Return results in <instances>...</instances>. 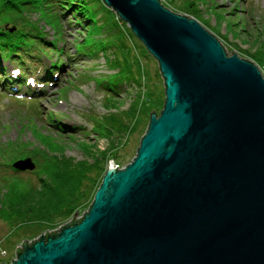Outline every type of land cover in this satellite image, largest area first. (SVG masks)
<instances>
[{
	"label": "water",
	"instance_id": "obj_1",
	"mask_svg": "<svg viewBox=\"0 0 264 264\" xmlns=\"http://www.w3.org/2000/svg\"><path fill=\"white\" fill-rule=\"evenodd\" d=\"M102 2L156 61L162 109L82 217L23 241L11 264H264L262 71L160 0Z\"/></svg>",
	"mask_w": 264,
	"mask_h": 264
},
{
	"label": "rangeland",
	"instance_id": "obj_2",
	"mask_svg": "<svg viewBox=\"0 0 264 264\" xmlns=\"http://www.w3.org/2000/svg\"><path fill=\"white\" fill-rule=\"evenodd\" d=\"M182 1L184 0L175 1L176 5L172 0L160 2L172 13L194 18L179 7ZM192 1L195 2L199 13V18L194 19L220 42L227 54L234 53L254 63L246 51H253L256 46H264V0ZM101 11L103 19L96 24L100 27L95 28L92 24L85 25L90 28V33L85 37V42H82L84 35L87 34L84 25H75L72 17L63 20L58 11L47 13V10H42L43 22L41 21L39 26L43 28L46 41H55L57 50L41 48L37 54L33 53V58L27 57L22 52L24 66L18 64L20 59H12L17 62L14 63L0 57V164H4L7 160V156L2 157L3 153L12 151L16 155L18 149L19 151L35 150L39 156L42 152L48 155L62 154L75 161L85 159L90 162L91 159L88 156L106 149L112 139L116 148L121 147L123 136L127 134L126 128H122L124 130L120 134L114 133L109 138L99 134L105 127L103 117L108 114L119 115L127 127L133 121L128 114H119L120 111H125L133 101L135 90L131 87V80L123 78L121 74L112 79L107 76L116 72L110 69V59L113 55L108 49L111 48L108 46L109 41L123 42L131 50L129 59L134 61L136 58L139 62L138 70H135V66L131 70L132 77H145L147 88L155 90L150 93L152 97L146 95L143 104L139 106L141 114L144 110L149 111V104L154 110L157 109L156 106L160 109L150 112L160 113L164 93L162 80L160 77L155 78V71L158 70L156 61L141 50L137 39L131 36L126 24L115 21L109 13ZM29 14L31 21L38 19L37 14ZM82 50L87 56L76 55L77 51L80 53ZM33 51L36 52V48ZM117 57H119L118 53ZM61 64L64 65L63 69L53 70L57 78L51 79V86H40L42 81L39 79L43 77L47 68L50 66L57 68ZM22 67L28 68L23 79L34 78L37 85L34 83L29 85L31 88L34 86L32 89L36 90L40 87L43 91L40 95H24L23 91L26 92L29 86L27 84L22 87V93L19 96L2 92L3 80L15 68ZM125 74L128 75L127 72ZM102 79L117 83L116 90L120 92L117 99L122 101L120 105L107 108V100H104L107 95L95 85ZM110 94L112 96H107V99L114 102L116 98L112 93ZM141 114L140 119L144 122ZM57 124L60 128L56 127ZM62 129L63 132L60 131ZM140 136L141 133H136L131 140L129 139L128 145L124 148L125 152L123 148L119 149V160L113 161L115 166L123 168L133 159ZM24 159L26 158L19 160ZM16 161L18 160L14 162ZM7 233V226L0 222V246L6 252V256L0 254V264L10 261V255L14 254V251L9 253L3 247V240ZM44 233H40L34 239ZM24 240H32L31 235Z\"/></svg>",
	"mask_w": 264,
	"mask_h": 264
},
{
	"label": "trees",
	"instance_id": "obj_3",
	"mask_svg": "<svg viewBox=\"0 0 264 264\" xmlns=\"http://www.w3.org/2000/svg\"><path fill=\"white\" fill-rule=\"evenodd\" d=\"M172 1L176 5L175 1L177 0ZM102 3V0H0V57L14 63L17 62L12 59H20L18 64L24 65L25 62L21 56L23 53L27 57L33 58V53L37 54L41 48L57 50L58 46L55 41H46L45 34L42 31L43 28L39 26L41 21L43 22L42 10H47V13L58 11L63 20L72 17L75 20V25H84L87 34L84 35L82 42H85V37L89 36L90 33V28L87 26L92 24L93 27L97 28L99 25L96 24L103 19L101 10L109 13L115 21H121L115 13L105 8ZM179 7L192 17L199 18L194 1L184 0ZM29 13L37 14L38 19L31 21L28 17ZM67 14L69 15L67 16ZM122 23L125 25L124 22ZM11 29L13 30L10 31ZM129 33L134 37L130 30ZM137 42L141 50L150 56L143 45L138 40ZM115 44L118 45L117 48ZM108 46H111V48H106L110 49L113 55L110 59V69L116 72L107 76L112 79L121 74L123 78L131 80V87L135 90L132 103L125 111L119 113L128 114L133 119L131 125L127 127L119 115L108 114L103 117L105 124L102 123L105 127L99 133L101 136L109 138L114 133L120 134L124 130L122 128H126L127 134L123 136L124 140L121 141V147L116 148L113 139H109L110 144L106 149L88 156L91 159L90 162L85 159L75 161L73 158L62 154L48 155L42 152L43 155L39 156L35 150L25 151L22 149L24 151H19L18 149L16 155L12 151H6V154L3 153L2 157L6 158L7 156V160L4 164H0V222L8 228V233L3 240V247L9 253H13L16 246L25 241L24 239L27 236L31 235L34 239L42 232L52 231L63 225L77 212L79 214L86 212L101 183L108 162L111 160L118 162L119 149L123 148V152H125L124 148L128 145L129 139L131 140L136 133H141V139L148 126L149 116L152 113L150 111L160 110L158 106L154 110L149 104V111L148 109L144 110L141 114L139 106L141 107V104H143L146 95L151 98L150 93L155 90L147 88L145 77H132L131 70L135 66L137 71L139 62L136 58L134 61L129 59L131 50L123 42L109 41ZM34 48H36V52L33 51ZM246 52L249 58L260 67L264 76V46H256L253 51L247 50ZM117 53L119 57H117ZM76 55L79 57L87 56L83 50L80 53L77 51ZM53 67L47 68L42 80L53 78L55 76V74L52 76L53 70H61L64 65L61 64L57 68ZM20 70L23 74L28 72V68H20ZM126 72L128 75L125 74ZM155 75V78L160 77L158 70L155 71ZM21 82L24 83L22 78L12 79L8 77L1 85L8 90L7 83L14 86L16 83L20 84ZM95 85L96 88L99 86V90H102L105 95L111 97L110 93H112L113 97L116 98L114 102L108 101L107 96L104 98V100H107V108L121 104L122 101L117 99L120 95V92L116 90L117 83L102 79ZM40 93L42 92H34L35 95ZM163 103L164 101L160 107L161 109ZM140 114L143 116L144 122L140 119ZM57 126L60 128L58 124ZM60 131L63 132L64 130ZM117 138L121 137L117 136ZM27 157L33 160L34 170L18 171L12 167V162ZM119 163L121 162L119 161ZM12 256L10 255L9 258L11 259Z\"/></svg>",
	"mask_w": 264,
	"mask_h": 264
},
{
	"label": "built area",
	"instance_id": "obj_4",
	"mask_svg": "<svg viewBox=\"0 0 264 264\" xmlns=\"http://www.w3.org/2000/svg\"><path fill=\"white\" fill-rule=\"evenodd\" d=\"M117 167V166H116ZM117 168H119V167H117ZM82 215L83 214H79V215H76V220H78V219H80L81 217H82ZM73 219V217L72 218H70L66 223H64L63 225H66V224H68V223H70L71 222V220ZM63 225H61V226H59V227H57L56 229H54V230H52V231H47V232H53V231H58ZM46 233V232H45ZM32 240H30V241H28L29 243L31 242ZM20 246V245H19ZM0 254H2V255H4V256H6V252L3 250V249H1V247H0ZM16 258H15V251H14V254H13V257L10 259V261H7L6 263H4V264H11V261H13V260H15Z\"/></svg>",
	"mask_w": 264,
	"mask_h": 264
},
{
	"label": "clouds",
	"instance_id": "obj_5",
	"mask_svg": "<svg viewBox=\"0 0 264 264\" xmlns=\"http://www.w3.org/2000/svg\"><path fill=\"white\" fill-rule=\"evenodd\" d=\"M109 9V8H108Z\"/></svg>",
	"mask_w": 264,
	"mask_h": 264
}]
</instances>
